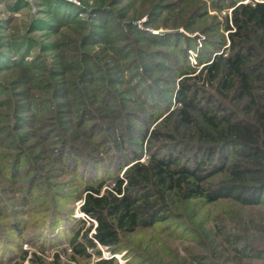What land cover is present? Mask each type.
<instances>
[{"label": "trees", "instance_id": "1", "mask_svg": "<svg viewBox=\"0 0 264 264\" xmlns=\"http://www.w3.org/2000/svg\"><path fill=\"white\" fill-rule=\"evenodd\" d=\"M94 1L91 9L86 0H77L80 8L38 0L26 33L4 34L8 21L0 25V174L20 193L19 206L41 199L33 209L37 226L53 219L47 238L42 230L27 234L21 211L2 206L0 188V264H67L59 253L44 256L64 241L75 264L101 255L97 243L114 255L130 249L124 237L168 219H184L170 235L193 237L196 245L186 257L164 245L135 264L264 260V223L229 204L209 214L210 227L192 223L196 210L223 200L264 205V0ZM25 7L17 0L11 10ZM227 8L231 14L221 18ZM144 14L145 27L172 31L139 27ZM208 18L216 21L210 27ZM199 39L204 45L192 67L189 50ZM32 48L42 54L28 59ZM129 92L133 100L123 103L120 95ZM83 162L90 169L81 170ZM47 163L85 181L84 192L55 191ZM122 169L113 186L105 185L102 178ZM80 199L96 225L84 227L63 208ZM71 218L82 227H72ZM63 223L67 230L60 231ZM24 242L42 255H30Z\"/></svg>", "mask_w": 264, "mask_h": 264}, {"label": "rangeland", "instance_id": "2", "mask_svg": "<svg viewBox=\"0 0 264 264\" xmlns=\"http://www.w3.org/2000/svg\"><path fill=\"white\" fill-rule=\"evenodd\" d=\"M28 4V7L19 9V10H15L12 11L11 8L16 5L17 0H0V25H2V21H8V23L5 25L6 28V32L4 34H17L14 32V30L16 31H20L21 34L26 33L27 31V26L29 25L31 19H33L34 17H30L31 14L33 13H37V2L38 0H25ZM73 2H76V5L80 8L81 5H79V2H77V0H70ZM144 1V0H142ZM150 3L155 2V0H147ZM247 2L249 0H246ZM94 0H86V3H88V6H90V8L92 9L91 6L94 5ZM139 3V2H138ZM10 5V7H9ZM216 11L212 10V13H214ZM28 13V16H27ZM80 13V12H79ZM85 13L82 12V8H81V17L86 16L84 15ZM231 14V8H227L225 10H223L221 12V18H224V16L230 15ZM169 16V15H168ZM94 18L98 19L99 16H94ZM170 18L172 19V17L170 16ZM14 19V20H13ZM148 20L146 14H144L139 20H138V26L150 31H154V32H159L162 33L164 31H172V30H167L164 27H159V29L156 28V26L153 27H145L144 22H146ZM218 21H220L221 23L224 21L221 20L218 17ZM216 21L213 20L212 18H208L207 19V26H212V24H214ZM162 22L160 21V19H157L156 22L154 23V25H160ZM222 23V24H223ZM153 26V25H151ZM15 28V29H14ZM13 29V30H12ZM183 30V28H181ZM228 31L223 27L220 30V34L222 35H227ZM10 35V36H11ZM196 34H192V36H195ZM204 39H199L197 40V45L196 48H192L189 50V60H190V64L192 67H198V56H199V50L200 48L204 45L203 43ZM155 48V47H152ZM31 52V53H30ZM30 55L27 56L28 59H34L35 56H39L42 53L40 52V49L36 48H32V50L30 51ZM14 58V57H13ZM107 60V58H106ZM47 64L50 65V60L46 59ZM154 76H160V75H164L161 74V72L158 73H153ZM168 74V73H167ZM115 76V74L113 75ZM126 76V75H125ZM123 76V77H125ZM178 76V75H177ZM122 77V78H123ZM111 78V77H109ZM179 79L176 80V82H178ZM175 82V83H176ZM102 84V83H101ZM107 84H111V83H107ZM126 88H130L128 84L125 85ZM167 87V85H165V88ZM113 88H116V85H113ZM123 88V86L121 87ZM120 92V91H119ZM121 96V101L124 103L125 102V97H128L129 99L131 98L133 100V94L131 92H129L126 96L123 94L120 95ZM113 97V95H112ZM172 100V97H171ZM122 103V104H123ZM124 105V104H123ZM134 105V106H133ZM127 106H130L132 108V110L139 108V104L135 102V104H132L131 102H129V104ZM176 106V105H175ZM173 107V106H172ZM172 109V108H171ZM140 110V109H139ZM165 115V113L163 114V116ZM109 140V139H107ZM83 145V144H82ZM126 143L122 145H119L120 147H125ZM90 148V147H88ZM34 149V148H33ZM112 149V148H111ZM35 150V149H34ZM113 150V149H112ZM111 150H109L110 153ZM122 154H124L125 156H130V151L129 150H123L121 152ZM143 154V158H141V161H144L145 159L148 158V154L147 153H142ZM106 156V155H104ZM110 157L113 156V154L109 155ZM42 163L46 162V161H40ZM1 165H3L0 162V167ZM81 165H83L81 167V170L87 168L90 169L89 166H87V164L85 162H83ZM45 166H48L45 171H49L50 172V177L55 184H57V189H55V191H62L68 194H76V193H80L82 194L84 192L85 189V181L84 182H80L79 180L81 178L74 176L73 174L67 173L65 171V167H56L52 164L47 163ZM104 167H100V170H103ZM114 170H117V166L116 168L113 167L111 172H114ZM125 169L120 170V172L118 174L115 175L114 178L112 177H105L102 178L105 181H107V183L105 185H109L113 186L114 182H115V178L117 176H122ZM105 172V171H104ZM79 179V180H78ZM0 183H2V186L0 185V188H2L4 190L1 191V195L3 196V198L5 199L3 201L2 206H6L7 208H9L10 210H19L21 211V216L19 217L21 220H23L26 223V226L28 228V230L26 229V233L27 234H32L33 232H36L37 230H42V236L43 238H47L50 234L49 229L52 228L51 223L53 222V219L50 218L46 225L44 226H37L38 224H35V214H38L36 211H33L34 207L37 206L38 204H41V199H37L36 201H33L32 203L30 202L28 206H19V201H20V193L17 192V190L15 188L12 187V185H10L9 183H6L5 180H3L2 175L0 174ZM20 184V183H19ZM108 187V186H105ZM35 193L38 195L39 193H41V189H37L35 191ZM41 195H43V193H41ZM57 196V195H56ZM49 197V196H47ZM82 199L78 200L76 203H72V204H66L64 205V209L67 210V212L72 211V214H74L75 219L80 218L86 221L84 227L87 228V226H90L92 223H94L96 225V221L90 217H88L85 213H83L80 210V206L82 205ZM5 202V203H4ZM229 204V205H227ZM224 205H227L225 208H229L234 212L237 213H242L244 218H256L258 220H260V222L264 223V205H248V206H243V205H231V201L229 200H223L220 201L218 203H214L211 206H205L199 209V211L196 210V212L198 213V216H196V218L194 219V221H192L193 223V228L198 229L200 223L205 225L206 227H210L211 223L210 221V217L209 214L211 212H216L218 211V209H224L222 208ZM9 212V211H8ZM194 213H195V209H194ZM196 214V213H195ZM9 215L11 216V214L9 213ZM18 217V216H17ZM16 218V216H15ZM74 218L68 219V222L72 225V227H82V224L80 222H74L75 220ZM43 220V219H42ZM2 222V221H1ZM176 222H184V219L180 220V221H175L174 219H168L166 221H163L161 223H159L158 225H156L155 227H146V228H141L139 229V231L133 235H131L129 238L128 237H124V240L127 242L128 246H129V250H124L121 253H117V254H111L109 252V250L103 246H101L99 243H97V245L99 246V248L101 249V255H96L95 253H92V258L88 259V260H83L80 261L79 264H98V262H101L102 259H112V261L115 264H135L137 263L140 258L138 257L136 259V256L140 255V254H146L149 255V252H153L156 251L157 248H163V246L165 245L167 248H171L174 252L178 251L182 257H186L187 256V252L189 249H192L194 247V245H196L197 241L193 240L191 237V239L189 238H184V236L178 237V238H174L173 236L170 235V226L175 224ZM229 223V221H227V224ZM65 223H63V225L61 226L62 228L60 229V231H64L67 230L64 226ZM76 225V226H74ZM95 228V227H94ZM2 229V227H0V230ZM174 231L178 234V235H184L186 233H188L187 230H183V229H178L175 228ZM95 230H92L91 233H94ZM182 232V233H181ZM90 233V234H91ZM193 236V235H192ZM64 238V237H61ZM197 238H199V240H201V237H199V235L197 236ZM67 241H64L65 244L59 246V247H53L51 249H48V251L46 252V254H44V256L48 259L51 260L54 255L56 253H59V255L61 256V259L65 262H67V264H75L73 261L69 260V256L72 254V247L70 246L69 243H66ZM23 249L24 250H28L30 253V255H32L31 253H37L38 255H42L41 251L38 250L36 247L31 246L29 243L24 242L23 244ZM65 249V251H64ZM161 253V252H160ZM232 261V260H230ZM129 262V263H128ZM241 263L239 264H264V260L263 259H257V258H242ZM146 264V263H145ZM195 264H199V263H195ZM229 264H234L232 262H230Z\"/></svg>", "mask_w": 264, "mask_h": 264}, {"label": "built area", "instance_id": "3", "mask_svg": "<svg viewBox=\"0 0 264 264\" xmlns=\"http://www.w3.org/2000/svg\"><path fill=\"white\" fill-rule=\"evenodd\" d=\"M76 1V0H75ZM80 4V3H79Z\"/></svg>", "mask_w": 264, "mask_h": 264}]
</instances>
